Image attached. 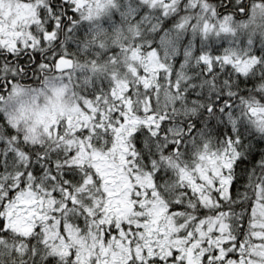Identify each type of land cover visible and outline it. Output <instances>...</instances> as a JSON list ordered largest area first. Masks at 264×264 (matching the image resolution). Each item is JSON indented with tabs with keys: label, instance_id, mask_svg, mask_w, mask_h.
I'll use <instances>...</instances> for the list:
<instances>
[{
	"label": "snow or ice",
	"instance_id": "1",
	"mask_svg": "<svg viewBox=\"0 0 264 264\" xmlns=\"http://www.w3.org/2000/svg\"><path fill=\"white\" fill-rule=\"evenodd\" d=\"M0 264H264V0H0Z\"/></svg>",
	"mask_w": 264,
	"mask_h": 264
}]
</instances>
